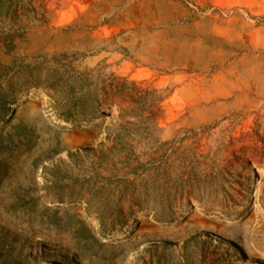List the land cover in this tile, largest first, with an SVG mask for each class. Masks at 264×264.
<instances>
[{
    "label": "rangeland",
    "instance_id": "1",
    "mask_svg": "<svg viewBox=\"0 0 264 264\" xmlns=\"http://www.w3.org/2000/svg\"><path fill=\"white\" fill-rule=\"evenodd\" d=\"M0 264H264V0H0Z\"/></svg>",
    "mask_w": 264,
    "mask_h": 264
},
{
    "label": "bare ground",
    "instance_id": "2",
    "mask_svg": "<svg viewBox=\"0 0 264 264\" xmlns=\"http://www.w3.org/2000/svg\"><path fill=\"white\" fill-rule=\"evenodd\" d=\"M233 242H231V245L229 246V248L227 249L228 252H233Z\"/></svg>",
    "mask_w": 264,
    "mask_h": 264
}]
</instances>
